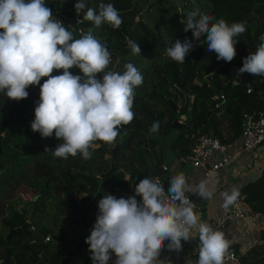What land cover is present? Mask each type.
I'll list each match as a JSON object with an SVG mask.
<instances>
[{
    "label": "trees",
    "instance_id": "16d2710c",
    "mask_svg": "<svg viewBox=\"0 0 264 264\" xmlns=\"http://www.w3.org/2000/svg\"><path fill=\"white\" fill-rule=\"evenodd\" d=\"M99 1L114 5L122 18L120 27L114 28L108 23H103L96 28L92 22L83 20L87 8L79 12V27L82 33L90 29L96 33V38L115 56L116 71L123 72L124 64L132 63L142 74V85L134 89V118L128 124L120 125L119 135L111 147L103 141L93 142L90 159H83L80 153L67 159L54 158L50 152H44V149H54L61 141L55 138L54 133L50 138H42L39 133L31 130L34 109L40 96L34 93L30 86L26 89L28 97L21 101L11 100L0 93V159L4 158L5 162L3 164L0 161V225L8 230V234L12 229L19 230L8 238V234H0V262L6 251H9L6 264H41L42 261L46 264H89L88 260L92 264L89 246L85 240L90 236L96 222L100 197L107 193L118 199L128 198L135 194V186L140 180L146 176L150 178L162 175V147L152 135L167 136L173 131L170 128L171 122L179 119V115L183 118L181 128L169 143V148L175 156L180 157L188 153L201 134L212 135L220 143L229 144L238 137L240 115L256 113L264 103V76L244 73V79L237 84H233L230 78V70L241 68L243 59L249 53H254L264 42L260 40L264 35V0H195V7L217 20L224 19L229 24L246 22L247 30L239 36L240 41L235 45L237 54L230 63L218 61L215 53L207 51L206 44H197L184 63H177L166 56V47L171 46L175 39L183 41L185 37L191 38V32L185 33L184 25L180 22L186 18V13H189L187 9L182 8L186 12L180 18L174 15L171 21L164 23V26L172 28L171 34L168 35L167 32L161 33L157 26L153 25L155 30L148 26L147 18L140 16L138 6L130 0ZM98 2L86 0V5L97 10L100 4ZM45 3L51 10H58L62 17L61 22L73 33L74 38L81 37L76 36L75 29L69 28L76 0H45ZM159 6L160 12L164 13L167 10L166 0H161ZM168 7L170 13L176 10L172 6ZM151 8H148L149 14ZM137 15L139 18L135 20ZM158 20H161V16ZM72 26L77 28L73 24ZM127 39L138 42L140 55L133 54ZM145 55L148 56L147 60L138 58ZM60 71H54L52 75H58ZM46 79L42 78L40 83L43 84ZM248 87L250 92L246 93ZM220 93L224 100L214 108L211 98ZM178 101L181 102L179 106ZM217 116L221 119L228 118L231 132L227 137L220 134ZM156 122L159 124L158 130L150 131ZM114 147L116 152L112 154ZM102 174L105 176L99 185ZM124 174H127L126 179L123 178ZM41 178H44L41 194L31 200H40L42 204L36 205L41 209H34L29 217L33 218L37 211L45 208L43 196L46 194L56 196L57 201L53 207L58 216L78 215L76 210L67 208V205L71 203L74 194H83L79 202L86 204L79 222L83 228L81 239L77 240L72 231L70 238L65 237L64 232L72 228L71 226L56 228L51 224V228H45L38 225L37 221L33 223L36 224L33 227L31 221L26 220L23 214L15 209H10L9 213L5 214L4 202L15 197V190L22 183L29 184L32 181L36 185ZM239 192L238 198L249 213L264 215V167L259 176L241 186ZM30 226L33 227L34 233L30 231ZM56 232H59L57 236ZM48 234H51L52 241L56 239L58 244L52 241L47 244L40 241L28 243L32 237L43 238ZM25 238L26 240L22 241ZM260 240L262 244L251 250L256 258L250 264H264V227L260 230ZM62 241L70 243L66 244L64 251L58 253ZM74 243L78 244L77 255L73 253ZM247 259L245 256V260ZM241 261L243 264L242 257Z\"/></svg>",
    "mask_w": 264,
    "mask_h": 264
},
{
    "label": "clouds",
    "instance_id": "9594fccd",
    "mask_svg": "<svg viewBox=\"0 0 264 264\" xmlns=\"http://www.w3.org/2000/svg\"><path fill=\"white\" fill-rule=\"evenodd\" d=\"M74 8L78 14L87 8L83 20L96 28L103 23L114 28L122 24L112 3H100L97 12L87 7L86 0H76ZM180 22L191 38L175 39L165 49L166 56L177 63H184L197 44H206L218 61L230 63L237 54L239 36L247 30L246 22L229 24L199 9ZM260 40L264 41V35ZM127 44L133 54L140 55L137 41L127 39ZM110 63V51L91 29L74 38L45 0H0V93L21 101L28 97L29 86H40L31 130L42 138L54 133L61 141L54 149H44L54 158L67 159L80 153L83 159H90L93 142H114L119 126L133 120L134 89L142 85L143 76L132 63L124 64L123 72L106 71ZM73 68L83 75H74L69 71ZM54 71L60 74L52 75ZM244 73L264 76V42L243 59L238 74ZM42 78L47 79L41 85ZM158 127V122L153 123L150 131ZM186 193L212 196L205 182L190 185L182 173L172 177L167 189L159 178L146 176L128 198L103 195L96 222L85 240L92 264H109L113 254L114 264H158L164 242L168 241L170 250H181V242L190 240L197 225L200 247L196 264H223L229 241L222 232L198 221ZM221 195L227 208L240 192L233 187Z\"/></svg>",
    "mask_w": 264,
    "mask_h": 264
},
{
    "label": "crops",
    "instance_id": "0c3cea01",
    "mask_svg": "<svg viewBox=\"0 0 264 264\" xmlns=\"http://www.w3.org/2000/svg\"><path fill=\"white\" fill-rule=\"evenodd\" d=\"M217 117L220 134L223 137H227L231 132L228 118L221 119L220 116ZM172 132H174L173 136L175 137L177 130H173ZM238 137L231 143L225 144L228 153L232 156L230 163L219 169L217 172H213L207 179L202 176V171L200 169L191 167L187 163H181L179 157L171 152L169 148L170 142L167 145V150L164 151L162 149V164L166 167V174L170 177V181L174 175L182 173L185 175L190 185H195L203 181L206 184L207 190L212 193L210 198H202L199 195L193 194L198 197L201 206L198 221L205 222L210 226L217 209L224 205V200L221 194L233 187L239 190L244 184L256 179L259 176L261 169L264 167V148L256 147L250 151H242ZM124 153L126 154V151ZM219 158V154H213L208 158L205 166L209 167L211 163L219 160ZM123 178L126 179L127 174H124ZM186 194L192 195L191 193ZM244 207L247 210L245 205ZM64 217L70 219L69 224L73 223L74 220L72 221V218L68 214H63L60 217L53 218L52 225L56 228H63V226H59V219L62 220ZM260 228V226L255 228L251 223L230 221L223 227L214 230L220 231L224 234L226 240L229 241V244L240 253V256L244 260L243 264H250L251 261L256 258L251 252L252 248L262 244L260 240ZM66 233L67 232H64V234ZM81 238L82 236H79L77 240ZM198 241L199 225L191 230L189 241L181 242L182 249L178 251V257L174 260L173 264H196L199 258L200 247L198 246ZM75 247L78 252L77 243H74L72 246L73 253L77 255L74 252ZM245 256L248 257L247 260H245Z\"/></svg>",
    "mask_w": 264,
    "mask_h": 264
},
{
    "label": "built area",
    "instance_id": "2783aa9c",
    "mask_svg": "<svg viewBox=\"0 0 264 264\" xmlns=\"http://www.w3.org/2000/svg\"><path fill=\"white\" fill-rule=\"evenodd\" d=\"M53 16L58 19L59 21L62 20V17L58 10H54ZM81 22V18L77 12L75 15L72 16L71 24L69 25L79 27ZM79 30V29H77ZM80 30L78 31V33ZM231 76L233 84H237L244 79V74H238V69L232 68ZM264 91V88H263ZM246 93L250 92V88L248 87L245 91ZM214 102V108L219 106V103L224 100V96L220 94H214L211 98ZM183 118L177 119V122H182ZM119 126V130H120ZM241 145L242 151H250L255 149L256 147H263L264 148V103L261 106V109L256 113H242L240 115L239 120V137H238ZM108 146H112V143H107ZM219 154V160L211 163L209 167H206L205 164L213 154ZM232 160L231 154L228 153L225 144L219 142V140L212 135H200L194 141L193 145L190 147L188 153L183 156L179 157V161L181 163H187L191 167L198 168L202 171V176L207 179L213 172H217L222 167L226 166ZM162 175H155L150 178L155 180L159 178L161 183L164 185L165 189L169 187L170 177L166 174V167L162 164L161 165ZM190 201L194 204V213L196 214L197 218L200 212V202L196 195H189L186 194ZM140 198L138 197V200ZM230 221H237L243 223H251L255 228L260 226L261 228L264 227V215L257 214V213H249L240 198L229 205L227 208L223 206L219 207L216 211V214L212 220L211 227L213 229H218L223 227L227 222ZM260 228V229H261ZM30 231L34 233V229L30 226ZM50 240L48 235L40 237H32L29 239V244L40 243L45 244ZM168 241L164 242L162 245L160 256L158 257V264L159 261H162L163 264H173L174 260L178 257L177 250H170L167 247ZM198 246H200V241H198ZM116 257L113 254L112 259L109 261V264H114ZM223 264H242L241 256L238 251H236L232 245L229 244V248L224 255Z\"/></svg>",
    "mask_w": 264,
    "mask_h": 264
},
{
    "label": "rangeland",
    "instance_id": "374dc122",
    "mask_svg": "<svg viewBox=\"0 0 264 264\" xmlns=\"http://www.w3.org/2000/svg\"><path fill=\"white\" fill-rule=\"evenodd\" d=\"M92 1L93 3H95L96 1L98 2V0H90ZM131 3L135 4L136 6H138V11H139V14L140 16H142L143 18V15L145 16V18H147V25L148 26H151V28L153 30H155V27L154 26H157L159 27V30L161 33L163 32H167L168 35L171 34V31H172V28H169V27H166L164 26V23L165 22H168L169 20L171 21V19L174 17V15L178 18H180L183 14H185L186 10L184 9H187V11L191 12L193 10H196L198 9V7H195V3L196 1L195 0H166L167 2V10H165L164 13H161L160 12V9H159V3L161 2V0H130ZM201 2L203 0H200ZM206 1V0H205ZM98 3H102L101 1H99ZM168 6H172L174 8H176V10L174 9V11H172V13H170V9ZM183 6V7H182ZM149 7H152L151 8V13L149 14L148 12V8ZM184 8V9H182ZM54 10H52L53 12ZM99 11V8L97 9V12ZM75 11H73L71 13L72 16L75 15ZM201 12V11H200ZM203 12V11H202ZM204 13V12H203ZM188 14V13H186ZM161 16V20H158V18ZM139 18V15H137L135 17V20H138ZM70 29L73 30L75 29L76 30V36L80 35V36H83L85 34H87L88 32H84L82 33V29L81 28H74L73 26H70ZM80 32L78 33L79 30ZM93 32V31H92ZM97 32V31H96ZM93 35L95 37H97L96 33L93 32ZM140 60H142L143 58V61L144 60H147L148 59V56L145 55L143 57H138ZM116 58L114 55H111V63L109 64L108 68L106 69V71L108 70H112V71H116L115 70V65H116ZM143 64L145 65V63L143 62ZM62 71V70H61ZM69 71H71L74 75H83L82 73H80L79 69H70ZM100 74H98V78H99ZM181 104V102H177V105L179 106ZM179 118H182L181 116H177ZM174 135V132H171L169 133L167 136H164V135H153V137L161 144L162 146V149L165 151L167 150V145L168 143L170 142L171 139H173V136ZM115 143V141L113 142V144ZM111 147V146H109ZM92 149V147L90 148V150ZM108 155H105V157H107ZM7 159V158H5ZM1 162L4 161V158L3 159H0ZM3 164H5V162H3ZM2 175H4V173H2ZM32 177V176H30ZM43 181H44V178H41L38 180V182L36 183V185H34L32 183V181L29 183V184H26V183H22L21 186H19L16 190H15V197L9 199V200H6L4 202V206L6 207V212L5 214L7 215L9 213V210L10 209H15L19 212H21L23 214V216L25 217L26 220H30L31 222V225L35 222L38 221V225L40 226H43L45 228H51V224H52V220L53 218L55 217H60L61 215H57L53 205L56 203L57 199H56V196L53 194H46L43 196V200L45 202L44 205L45 208H42L41 211H37V213L34 214V217L33 218H30L29 216L34 212V209H41L40 206H37L36 204H39L41 205V201L40 200H37L36 202L34 201H31L33 199V197H35L36 195H39L41 194V189H42V186L43 185ZM83 197V194H74L73 195V199L72 200H75L76 202H80L81 199ZM37 198V197H36ZM101 199L103 197H100ZM71 218H72V221L74 219L77 218V214H73V215H69ZM37 219H36V218ZM69 220L68 218L64 217L62 220L59 219V226H63V228H68L69 226H71L72 228L70 229H67L65 232H67L65 235V237H69L70 236V232L72 231L73 232V236L74 237H79V236H83V228L81 227L82 225L77 223V222H73L72 224H69ZM71 222V221H70ZM69 224V225H68ZM76 224V226H74ZM36 224H33V227H35ZM39 227V226H38ZM0 234L1 235H7L8 234V230L7 229H4L3 227H1L0 225ZM59 234V232H56V236ZM50 240L49 241H52V236L51 234H48ZM26 240L25 239H22V241ZM53 243L55 244H58V241H52ZM51 242V244H52ZM47 244V243H46ZM89 264H91V262L88 260L87 261ZM41 264H46L45 262H41Z\"/></svg>",
    "mask_w": 264,
    "mask_h": 264
},
{
    "label": "water",
    "instance_id": "95a60500",
    "mask_svg": "<svg viewBox=\"0 0 264 264\" xmlns=\"http://www.w3.org/2000/svg\"><path fill=\"white\" fill-rule=\"evenodd\" d=\"M42 85V84H41ZM32 89H33V91H34V93H36V94H38L39 96H40V86L39 85H37V86H30ZM40 98V97H39ZM171 105H172V103L171 102H169ZM171 110H173V109H171ZM170 128L172 129V130H179L180 128H181V123L180 122H177V120H173L172 122H171V124H170ZM201 135H203V134H201ZM115 152H116V148L114 147L113 149H112V154H115ZM109 161H111V159H109ZM104 176H105V174H102V175H100V184L99 185H101L102 184V180H103V178H104ZM86 204L85 203H78V202H76L75 200H71V203H70V205H67V208H73L74 210H76L77 212H78V217L76 218V220H75V222H80V220H81V212H82V209H83V207L85 206ZM19 230L18 229H12L10 232H9V234L7 235V238L10 236V235H12L13 233H15V232H18ZM69 243V241H62V244H61V247H60V249H59V251H58V253L60 252V251H64V249H65V246H66V244H68ZM76 254H78V252H77V250H76V247H75V251H74ZM8 256H9V251H6V253H5V256L3 257V259H2V261L0 262V264H6V261H7V258H8Z\"/></svg>",
    "mask_w": 264,
    "mask_h": 264
},
{
    "label": "flooded vegetation",
    "instance_id": "af4514ba",
    "mask_svg": "<svg viewBox=\"0 0 264 264\" xmlns=\"http://www.w3.org/2000/svg\"><path fill=\"white\" fill-rule=\"evenodd\" d=\"M70 205V204H69ZM77 217H78V215H77ZM74 223H75V219H74V221H73Z\"/></svg>",
    "mask_w": 264,
    "mask_h": 264
}]
</instances>
